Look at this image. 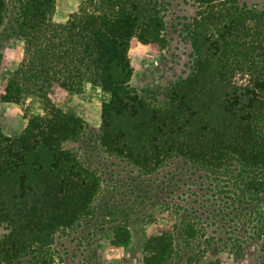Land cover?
Segmentation results:
<instances>
[{
	"label": "trees",
	"instance_id": "16d2710c",
	"mask_svg": "<svg viewBox=\"0 0 264 264\" xmlns=\"http://www.w3.org/2000/svg\"><path fill=\"white\" fill-rule=\"evenodd\" d=\"M13 1L0 0V38L11 25L25 58L3 78L1 102L23 99L26 82L69 92L89 83L108 96L99 137L106 152L147 174L174 157L203 172L202 194L177 211L178 225L172 219L147 237L143 263L172 264L176 246L189 260H210L222 242L236 259L264 264V7L238 13L194 0L202 5L190 32L194 71L158 105L130 86L128 57L134 38L165 46L158 0H83L65 22L52 18L55 0ZM43 110L18 134L0 125V264H22L32 252L34 264H57L55 232L92 215L102 193L100 175L64 147L83 120L49 99ZM129 222L112 227L113 244L130 240Z\"/></svg>",
	"mask_w": 264,
	"mask_h": 264
},
{
	"label": "rangeland",
	"instance_id": "374dc122",
	"mask_svg": "<svg viewBox=\"0 0 264 264\" xmlns=\"http://www.w3.org/2000/svg\"><path fill=\"white\" fill-rule=\"evenodd\" d=\"M81 1L55 0L53 20L65 22ZM215 4L240 13L244 8L261 9L264 0H218ZM158 5L165 26V46L158 50L134 38L130 41L128 57L133 68L130 86L149 102L163 105L168 102L169 87L194 71L195 50L190 32L202 5L194 0H158ZM10 9L13 10L11 6ZM9 19L14 20L12 16ZM11 27L8 25L0 38V87L3 78L13 74L25 58L24 42L12 36ZM26 87L30 91L19 102L0 101L2 130L8 135L20 133L29 117L44 113L45 99H49L83 120L82 133L67 141L64 147L101 179L102 193L94 201L93 214L70 228L55 232L50 251L52 257L54 251L55 263L144 264L142 258L147 237L160 227L173 226L172 219L179 224L181 218L177 211L181 209L182 213L185 206L191 205L193 197L202 194L203 172L195 170L186 159L174 157L147 174L126 158L106 152L99 137L102 102L108 96L100 88L87 83L79 92L53 87L37 91L33 83L28 82ZM221 197L218 195L213 199ZM125 217L130 221V240L122 245L113 244L111 229ZM225 221H228L227 217ZM223 223L224 220L218 221L219 229ZM214 228L208 226L209 236ZM6 231V226L0 224V235ZM216 247L217 253L203 261L196 257L187 259L182 254L183 249L176 246L177 254L172 264H247L244 257L236 259L224 243H217ZM195 249L199 251L197 247ZM36 259V253H29L22 264H34Z\"/></svg>",
	"mask_w": 264,
	"mask_h": 264
}]
</instances>
